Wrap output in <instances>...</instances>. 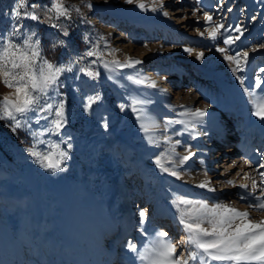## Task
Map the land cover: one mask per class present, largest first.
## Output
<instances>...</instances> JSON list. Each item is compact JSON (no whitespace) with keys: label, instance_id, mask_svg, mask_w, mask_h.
<instances>
[{"label":"rangeland","instance_id":"obj_1","mask_svg":"<svg viewBox=\"0 0 264 264\" xmlns=\"http://www.w3.org/2000/svg\"><path fill=\"white\" fill-rule=\"evenodd\" d=\"M170 1L173 2V0ZM170 1L140 0L147 9L141 10L137 6L136 0L133 4L126 3V0H64V3L69 6L71 19L62 18L54 22L64 26L70 33L68 36H63L61 29L51 27L47 22L41 24L29 19L22 21L23 31L38 34L43 54L47 59L59 64L72 62L74 66L73 71L65 72L61 76V85L57 90V94H55L56 100H63L65 103L67 119V123L59 134L47 131L46 129L50 128L51 125L43 118L39 119V122L33 118L27 125H24L22 120V127L16 131H13L9 126V121L0 120V203L5 208V215L0 217V221L2 222L4 219L9 221L12 236L14 235L12 239L19 249L21 246L18 243L17 230L23 228L29 233L33 229L35 230L36 236L33 237L30 233L29 240L34 245L36 243L40 244V252L46 263H50V258L60 249L59 242L55 240L52 243L51 239H48V229L53 226L51 223L49 224L43 214V211H47V214L54 218L55 211L59 206V201L51 186L59 189L61 184L65 185L74 196L75 204L86 216L91 217L93 213L100 211L99 204L105 205L108 203L110 205L115 202V198L118 196L119 173L117 167L122 166L126 169L128 167L127 158H130L123 148L126 146L134 148L136 140L135 119L132 111L134 99L125 86L114 85L104 77L103 62L111 63L113 51L118 46L119 40H149L151 36L154 39L164 37V44L160 46L163 48H161L163 53L152 57L153 68L160 67V70L166 71H170L172 68L175 71L177 68L184 67L189 75L199 82L197 84L198 92L205 96H209L210 92L220 85L215 73L208 66L193 62L196 58L192 57V54L185 51L178 52V55L176 53L177 56L166 54L167 50L170 51L171 47L173 48L179 44L177 43L178 36L177 39L174 38L169 28L180 29L179 26L181 25V22H175L171 25L169 22L176 17H170L169 15L165 18L168 22L156 21L167 10L168 6L173 5ZM191 1L196 2V0ZM229 1L228 9L231 8V11H228V9L222 10L218 14L217 10L219 11L220 5L224 4L223 0H200L199 3H195L197 17L204 18V12H208L213 16V19L219 17L224 23L228 21L229 23L225 25V29H227L225 35L230 34L233 36L234 29L231 32L229 30L230 25H233L229 21L232 12H236L234 14L235 21L241 23L244 21L243 17L245 15L240 13L246 14L247 6L254 4L250 11L249 22L252 23L260 13L262 16L256 21L255 30L264 33V0ZM31 2L32 0H26V3ZM39 2L46 5L50 0H39ZM89 3L92 4L91 9L87 7ZM160 3H163V8H158L156 12L151 11L154 4L159 5ZM216 4L219 7L215 11ZM17 7L18 0H0V32L7 31L12 26L14 21L11 19V14L14 8ZM111 8H114L115 11ZM76 9H79V12ZM36 11L42 18L45 16L41 9L38 8ZM132 17L135 19L134 22L128 20ZM193 22L192 32H195L197 23L201 25V31L198 32L200 37H186L184 40L182 38V43L192 50L206 51L207 39L209 38L207 32L212 22L209 23L197 18L193 19ZM147 25L151 29L147 28ZM200 33L204 34L201 35ZM85 37H87V40H85ZM59 40L66 41V46L54 48L53 44ZM170 43L171 46H169ZM179 48H184V46L180 45ZM89 49L100 52L102 54L101 60H97L95 56H85L86 51ZM94 60H97V62L92 63ZM139 65L140 63L124 67L121 72L125 76H135L136 71L141 69ZM80 68L89 69L94 73L98 72L99 76L93 79L78 71ZM246 72H243L242 77ZM151 74L154 75V72H150ZM253 76L256 77L257 72H254ZM176 78H179V74L176 75ZM221 78V85L224 86L223 78L225 79V76H221ZM221 88L223 91H227L224 87ZM8 92L9 90L3 84H0V97L8 94ZM169 92L170 88H166L165 95L167 98H169ZM97 96L99 99L95 100L91 108H86L88 99ZM234 96L237 95L234 94ZM49 102L55 104L56 101ZM122 105L124 106L123 110H121ZM41 116H48L50 121L55 118L54 110L51 115L42 113ZM105 124L107 127H105ZM68 143H71V149L67 148ZM52 144H58L61 150L68 152V159L62 164L64 171L53 173L44 169L37 163V158L31 156L27 151L28 148L34 147L35 150L46 154L52 150L50 148ZM233 145L227 148L234 147ZM139 163V167H142L139 170L140 174L134 175L132 177L134 181L131 182L137 196L134 207L138 206L139 211L147 209L148 220L143 226L138 224L139 221L136 223L138 224V230L144 231L142 241H138L132 232L122 242V247L124 246L127 249L126 256L132 254L133 259L136 258V255L127 247L129 241L136 243L139 251L151 242L155 231L158 230H167L169 236L176 242L184 239L182 237H185V233L178 222L177 211L172 204L174 197H171L167 183L172 184V188L177 194L189 191V187L183 181V174L178 167H176V170L180 173V179L171 175V177H168L161 172H155L147 164ZM147 183H150V185ZM153 185L155 186L157 199L155 208L151 209L148 198ZM36 196L40 198L39 210L32 206ZM141 197L144 198L140 199ZM83 205L88 208H84ZM170 219L174 220L176 226L172 227L168 224ZM17 221L18 227L15 226ZM2 223L4 224V221ZM112 232H115V230ZM109 236L108 234V238L105 239L108 246L111 238ZM55 237L57 238V235ZM49 243H51V246L48 245ZM62 243H65V241ZM25 247H27V243ZM179 251L186 254L187 246L180 245ZM63 252L64 250L61 251L60 249L59 255L61 256ZM26 253L28 252L25 248L22 251L20 250L23 263L32 264ZM121 254L123 253L118 252L117 259L114 261L116 264H121V260H119ZM78 256H80L79 253ZM15 258L17 264L18 258ZM79 259L80 262L84 261L81 256ZM136 261V263L141 264L138 259ZM0 264H3L1 258Z\"/></svg>","mask_w":264,"mask_h":264},{"label":"bare ground","instance_id":"obj_2","mask_svg":"<svg viewBox=\"0 0 264 264\" xmlns=\"http://www.w3.org/2000/svg\"><path fill=\"white\" fill-rule=\"evenodd\" d=\"M167 1L169 2L170 0ZM223 1L224 4L220 5V7L218 4L215 5V11L218 7L220 8L219 11L217 10L218 14L222 10L228 9L230 1ZM196 2L191 0H173L171 2L173 5L167 7L166 11L169 16L176 17L172 18L169 23L173 25L175 22H181V25L179 26L180 29L169 28L174 38L178 36L177 43L179 44L173 48L171 47L170 51L167 50L166 54L177 56L178 52L182 53L185 48H189L182 43L184 38L200 37L198 32L201 31V25L199 23H197L195 32H192L193 19L197 18L205 21L203 17H197ZM253 5L247 6L246 14L240 13L245 15L243 17L244 21L241 23L235 21L234 14L236 12H232L230 16L231 20L229 21L233 23L232 26L230 25V32L237 25L243 29V35L234 44H223L224 37L218 35L215 41L210 38L207 39L206 51L193 50L192 57L195 58L197 53H204L202 59L196 58L193 62L208 66L219 80L220 85L215 90H212L209 96L198 92L197 84L199 82L196 78H192L184 67L177 68L175 71L172 68L170 71L160 70V67L153 68L152 57L163 53V48L160 46L164 44V37L154 39L151 36L149 40L121 39L118 41V46L113 51L111 61L117 60L123 63L128 58L137 59L141 61L139 65L141 69L136 71V75L132 76L133 80L130 81L127 79L128 76L121 72V69H116L114 65H110L113 70L105 69L104 77L112 84L114 83V85L125 86L134 102L143 101L144 103L140 105L143 108V113H134L136 134L134 148L130 146L123 148L127 155L130 156V158H127L128 167L126 169L122 166L117 167L119 188L115 202L110 205L108 203L105 205L98 203L101 208L100 211L93 213L92 217L86 216L75 204L74 196H72L65 185L61 184L59 189L51 186L59 201V206L55 211L54 218H51L47 211H43V214L49 224L51 223L53 226L48 229V239L50 238L52 243L55 240L59 242V248L61 251L64 250L63 254L60 256V249H58L57 253H54L53 257L50 258V263H46L40 252V244L36 243L34 245L29 240L30 233H32L33 237L36 236L34 229L30 233L25 228L17 230L19 235L18 243L21 246L19 249L12 239L14 235L12 236L13 233L11 232L9 221L4 219V224L2 223L3 221H0V258L3 264H16L15 257L18 258L17 264H24L20 257V250L22 251L24 248L28 252L26 256L31 259L32 264H116L114 261L117 259L118 252L123 253L119 259L121 264H138L136 263L137 259H133L132 254H127L128 256H126L127 249L124 246L122 247V242L128 234L133 232L134 237L138 241H142L144 236V231L138 230L139 223L136 224L139 221L140 208L138 206L134 207L137 196L132 188L133 183L131 184V182L134 181L132 177L140 174L139 170L142 167H139V162L147 164L155 172H161L155 164V159L162 153L171 155V144L164 142L165 136L171 137L172 144H174L175 140L180 139L183 145L190 146L191 150L196 153L185 165L177 166L183 174V181L189 187V191L182 195L190 199H206L209 203H227L240 210H249L254 219L264 218V213L248 209V203L241 200L238 195L246 191L239 187L240 184L246 182L241 178L243 173H250L259 180L258 172L253 171V169L264 160V121L252 115L254 110L251 102L252 97L245 92V89H247L249 92L254 93L256 97L264 96V72L260 71V69L264 68V48L260 47V45L264 44V33L256 32L255 30L256 21L262 15L259 13L252 23H250L251 21L249 22ZM111 9L115 11L114 8ZM166 17L161 14L156 21L168 22L165 19ZM128 20L130 22L135 21L133 17L128 18ZM227 23L229 22L224 23L219 17L214 18L209 28L215 24H224L225 26ZM147 28L151 29L148 25ZM233 34V36L239 35L235 31ZM180 45H183L184 48H179ZM169 46H171V43ZM219 47L226 48L228 51L221 53L217 51ZM253 48L257 50L253 52ZM244 51L249 53L247 64L243 65L244 70L242 72L233 73L232 69L235 65L225 60L224 56L236 55ZM241 59H243L242 56ZM245 71L247 72L243 75L242 85L237 77H242ZM150 72H154V75H150ZM254 72H257L256 77L253 76ZM177 74H179L178 79L176 78ZM221 76H225V79L223 78L224 86L221 85ZM257 79L261 80L260 88L255 86ZM135 80H143L144 83L137 84L134 82ZM152 82H155V88L151 87ZM221 87H224L227 91H223ZM166 88H170L169 98L165 95ZM234 94L237 96H234ZM197 108L206 110L203 126H197L198 131L206 134L196 138L190 137L187 132H184L183 135H175L174 132L176 130L182 131L184 128L183 124L175 122H192V118L183 113H186V110H195ZM138 116L143 118L138 119ZM167 121H173V123L169 124L166 129L165 124ZM141 123L150 126L151 131L148 133L143 132L140 127ZM148 136H151L157 143H149ZM183 145L176 146V152L179 156L186 154ZM232 145L234 147L227 148ZM179 156L174 157V159L178 160ZM245 160L249 161L251 167L244 164ZM201 161L203 162L201 163ZM164 162L165 166H173L167 163V160ZM241 170L243 171L241 172ZM259 171H264V169H259ZM237 172H241V177L236 176ZM163 174L171 177L167 173ZM229 179L234 180L237 186L228 185L226 181ZM204 181H210V187L214 188L215 191L210 192L206 188H199L198 185ZM248 183L250 184V181ZM147 184L150 185V183ZM167 185L171 197H175L177 193L172 188V184L168 182ZM153 186L148 198L151 209L155 208L157 199L155 186ZM257 194L259 193L257 192ZM143 198L141 197L140 199ZM39 202L40 198L36 196L32 206L39 210ZM83 206L88 208L85 205ZM4 215L5 208L0 203V217ZM168 224L172 225V227L176 226L173 219H170ZM15 226L18 227V221ZM113 230L115 232H112ZM169 232L171 231L169 230ZM108 234L111 237L109 246L105 242ZM54 235H57V238ZM64 241L65 243H62ZM25 242L27 247H25ZM48 245L51 246V243ZM78 253L84 260L83 262H80Z\"/></svg>","mask_w":264,"mask_h":264},{"label":"snow or ice","instance_id":"obj_3","mask_svg":"<svg viewBox=\"0 0 264 264\" xmlns=\"http://www.w3.org/2000/svg\"><path fill=\"white\" fill-rule=\"evenodd\" d=\"M137 6L141 10H147L145 4L136 0ZM126 3L133 4L134 0H126ZM199 3V0H197ZM89 9L92 4L87 5ZM41 9L45 16L42 18L36 11ZM158 8H163V3L154 4L151 11L156 12ZM29 9V10H25ZM79 12V9H76ZM231 11V8L228 9ZM164 16H168V12H163ZM204 20L211 23L213 16L208 12H204ZM71 19L70 9L64 3V0H50L46 5H42L39 0H32L31 3H26V0H18V7L14 8L11 19L14 21L12 26L7 30L0 32V84L9 90L8 94L0 97V120L10 122L9 126L13 131L27 125L30 120L35 118L45 119L50 125L47 131H52L56 134L67 123L65 115V103L63 100H56L57 90L61 85V76L65 72L73 71V63L59 64L55 61L47 59L43 54L41 41L36 32L23 31L24 25L22 21L29 19L37 23H49L51 27L61 29L63 36H68L70 33L64 26L55 23L60 19ZM234 31L239 35H225L227 29L224 24H215L208 30V36L212 40H216L218 35L223 36V44L232 45L243 35V29L240 26H235ZM204 33H201L203 35ZM87 40V37H85ZM66 46V41L59 40L53 44V47ZM264 48V44L260 45ZM257 49L253 48L255 52ZM185 52L193 53L190 48H185ZM217 51L225 53L228 49L219 47ZM85 56L96 57L101 60L102 54L94 49L86 51ZM203 52L197 53L196 58L202 59ZM241 56L243 59H241ZM249 53H237L236 55H225L224 59L233 63L235 67L233 73L242 72L243 65L247 64ZM97 60L92 61L96 63ZM141 61L128 58L125 62L117 60L111 61L116 69L130 67L139 64ZM103 67L106 70H113L108 62H103ZM78 71L95 79L99 76L98 72H93L89 69L80 68ZM264 72V68L260 69ZM128 80H133L132 76L127 77ZM243 85V77H237ZM137 84L144 83L143 80H135ZM256 88L261 87V80L257 79ZM151 87L155 88V82H152ZM245 92L252 97L253 112L252 115L264 121V96L256 97L252 92L245 89ZM51 93V94H50ZM99 97L88 99L86 108H91L92 104ZM49 101H56L55 104ZM144 102L136 101L132 105L134 113H143V108L140 106ZM124 106H121V110ZM54 117L50 121L48 116H41L42 113L53 114ZM188 116L192 118V122L185 123L184 121H176L184 125L182 131L176 130L175 135H183L187 132L190 137L196 138L202 134L197 130V126H203L206 110L195 109L186 110ZM138 116V119H142ZM173 121H167L165 128ZM155 126V125H153ZM105 127L107 125L105 124ZM143 132L151 131L150 126L144 123L140 125ZM34 135V134H33ZM149 143L156 144L157 142L151 136L147 137ZM164 142L171 144L169 156L167 153H162L155 159V164L162 173H167L177 179H180V173L176 167L185 165L191 160L196 153L191 150L190 146L183 145L180 139L175 140L172 144L171 137L165 136ZM183 145L186 154L179 156L176 152V146ZM71 143L67 144V148L71 149ZM51 151L46 154L35 150L34 147L28 148L27 151L31 156L37 158L44 169L50 170L53 173L64 171L63 162L68 159V152L61 150L58 144L50 145ZM179 156L176 160L174 157ZM167 163L173 167L165 166ZM203 161H201L202 163ZM245 165L249 164L248 160L244 161ZM264 160H262L253 171L258 172L259 180L250 173L244 172L241 177V172H237L236 176L245 180V183L239 185L240 188L246 191L238 194L240 199L248 203V209L255 212L264 213ZM250 181V184L248 183ZM210 181H204L198 185L199 188L208 189L214 192L215 189L210 187ZM228 185L236 187L234 180L226 181ZM257 192L259 194H257ZM173 207L177 211V219L185 233V238L182 241H174L167 231H155L151 242L142 250L137 249V244L131 241L127 247L133 253L141 264H264V218L254 219L249 210H240L227 203H209L206 199H190L182 194H175L172 200ZM148 220L147 209L139 211V224L144 225ZM187 246V252L179 251V246Z\"/></svg>","mask_w":264,"mask_h":264}]
</instances>
